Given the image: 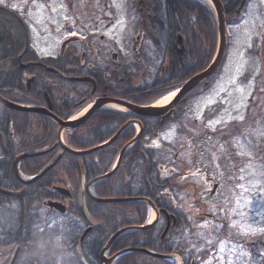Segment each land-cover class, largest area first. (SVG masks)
I'll return each instance as SVG.
<instances>
[{
	"label": "trees",
	"instance_id": "1",
	"mask_svg": "<svg viewBox=\"0 0 264 264\" xmlns=\"http://www.w3.org/2000/svg\"><path fill=\"white\" fill-rule=\"evenodd\" d=\"M131 2L134 17H137L133 28L136 33L143 35L147 53L143 57L139 50L133 54L126 67H118L117 75L109 79L114 85L110 95L146 107L177 92L210 67L217 53L218 27L213 11L198 0ZM2 7L0 39L17 38L12 34V30L16 31L18 27L17 21L7 11V7ZM180 39L185 48L182 62L177 53ZM213 83L214 78L156 118H141L132 113L96 112L75 131H67L63 135L67 149L83 153L78 156L66 152L61 146L59 127L54 122L34 113L14 111L3 106L0 150L5 155L0 164V185L11 193L26 191L23 201L13 197L1 198L0 231L4 233V242H9L3 246L4 257L10 262L16 248L20 247L21 256L16 264H22L29 256L38 260L41 255L51 257V261L59 256L57 262H52L59 264L61 258L65 260V257H61L65 250L61 245H54V240H62L61 233L65 232L69 242H72L70 252L65 254L66 262L73 260L74 264H79L82 262L79 254L82 253L84 264H101L100 253L115 236L148 224L151 208L141 201L153 204L163 218L145 231L119 235L112 243L108 256L113 257L125 251L134 252L123 255L115 264H176L175 261L152 257L141 251L160 256L175 255L183 264H198L210 246L211 238L227 240L230 233L224 217L229 219V215L219 206L216 208L217 216H210L209 212L214 206L200 202L202 191L195 195L196 191L191 189L192 183L189 181L190 172L199 174L212 169V163L220 156L217 150L226 141L223 136L221 139L220 131H213L205 124L199 136L192 137L182 129L195 102L210 92ZM22 88L19 82L3 75L0 64V90L4 91L7 99L28 107L44 105L39 80L28 99H12L15 97L14 92ZM81 109L83 107L58 117L67 121ZM134 122L142 128L140 140L128 149L116 171L109 176L121 153L137 137L136 127L131 125ZM173 129L178 130V137L185 139L182 147L161 143L162 136ZM218 137L220 140H217ZM95 149L98 150L89 153ZM39 152L47 154L21 162L20 178H37L48 166H53L52 169L32 185H21L13 170L14 160L20 155ZM95 181H99L92 187L97 200L85 191ZM54 188L67 189L72 195L73 202L67 213L69 221H62L58 228L33 237L29 233L38 228H34L26 216L43 210V202L56 199ZM34 193L36 199H32ZM190 198L194 200V208L201 214L200 217H205V221L211 222L214 227L200 229V221H194L184 212L183 206ZM108 200L135 201L105 203ZM166 215L174 216L177 224L162 238ZM89 224L93 227L89 239L78 244L81 228L85 230ZM16 235L19 244H14ZM8 261L4 264H8Z\"/></svg>",
	"mask_w": 264,
	"mask_h": 264
},
{
	"label": "rangeland",
	"instance_id": "2",
	"mask_svg": "<svg viewBox=\"0 0 264 264\" xmlns=\"http://www.w3.org/2000/svg\"><path fill=\"white\" fill-rule=\"evenodd\" d=\"M0 1L8 8L28 7V16L36 23L35 39H41L38 27L44 22L109 27L104 34L117 43L124 40L130 48L138 36L133 30L137 17L131 0H52L45 6L30 4L33 0ZM262 30L264 0H253L242 25L230 31L231 44L210 92L195 102L183 123V131L192 137L199 136L205 124L220 131L221 139L226 141L218 148L220 156L212 163V169L199 174L190 172L191 189L195 195L202 191L199 201L214 206L209 215L217 216L219 206L229 215V219H224L230 236L223 241L211 238L198 264H264V62L260 46L253 42ZM130 59L118 58L116 62L126 67ZM101 63L113 67L110 58H102ZM177 131L165 133L161 143L182 147L185 139L178 137ZM193 201L190 198L183 206L184 212L200 221V229L214 227L200 217ZM62 221L67 220L57 218L45 222L40 229L58 228ZM64 233L61 236L67 235ZM52 262H57V258Z\"/></svg>",
	"mask_w": 264,
	"mask_h": 264
},
{
	"label": "flooded vegetation",
	"instance_id": "3",
	"mask_svg": "<svg viewBox=\"0 0 264 264\" xmlns=\"http://www.w3.org/2000/svg\"><path fill=\"white\" fill-rule=\"evenodd\" d=\"M68 1L73 2L74 0ZM51 2L52 0H33L30 4L38 3L45 6L49 5ZM219 2L221 3L225 16L227 53L231 44L230 31L232 29H238L242 25L249 13L253 0H219ZM2 5L3 4L0 1V12L4 10ZM7 11L13 16L12 18L17 21L18 27L16 28V31L12 30V34L17 36V38H8L4 40L0 39V64L3 70V75L8 76L11 80H16L23 87L21 90L22 92H14L15 97L12 99H28L27 97H30L33 86H35L39 80L41 82L40 90L42 91L45 103L42 107L19 105L7 99L3 90H0V97L11 103L16 108L41 110L44 114L36 115L49 120L52 118L49 115H45V112H49L50 115L59 119L58 116L64 117L75 109L80 107L85 108L103 98L120 99L110 95L114 85L110 83L109 79L110 77L117 75V69L120 67L116 61L118 58H133V54H137L139 50L142 51L143 57H145L147 53V48L141 33H138V36L130 48L124 40L117 43L114 40L109 39L104 34L109 27L101 29L96 25L88 26V24L80 22L75 23L72 26L59 22H44L41 27H38L41 39H35L34 26H36V23L28 16V7H25L23 10L8 8ZM33 11H35L34 7ZM1 34L0 30V35ZM65 34L67 35L64 36ZM3 42L5 43L4 45H2ZM253 42L258 45V47L260 46V55L262 57L264 30L255 35V40ZM102 58H110L113 67L102 64ZM179 60L182 62L183 58H179ZM173 66H175V58ZM77 79H88L91 81H75ZM3 106L4 105L2 104L0 105V125L4 123ZM46 154V152L24 154L18 156L14 160L13 170L21 185L27 187L29 186L28 183L30 181L28 178H20L19 167L21 162H24L28 158H41ZM4 155L5 153L0 150V164ZM57 189L59 188L53 189L56 199L43 202V210L39 209L36 213L31 214L30 217L26 216V219L30 220L34 224V228H38V230L35 229L31 231L29 235L33 237L36 235L41 236L50 231L48 229H54L56 227L49 225L51 228L41 230L40 226L44 225L45 222L48 224L51 221H55L57 218L67 220L68 209L70 204L73 202L72 195L69 190V195H64ZM25 196V190L18 193H11L5 191L3 186L0 185V201L3 197H13L23 201ZM36 198L37 196L34 193L32 199ZM50 203L64 206L66 208V213L60 214L56 209L50 208ZM1 213L2 204L0 203V220H2ZM162 218L163 215H160L159 221H161ZM176 224L177 220L175 222L173 218H165V228L175 227ZM89 225L90 226H88L85 230H82L81 228L82 233L78 244H83L85 240L89 239V235L92 233L93 229L92 225ZM61 237L62 240H54V245L57 244V247L58 245H61V248L62 246L64 248H62L63 251L65 250L63 253L64 255H61V257H65V260L63 261L61 258V263L59 264H74L73 260H70V263L66 262L65 255L67 252H70L69 246L72 242H69L67 235L64 237L65 240L63 239V236ZM15 241L16 243L14 244H19L20 240L18 235H16ZM7 244H9V242H4V233L0 231V264H4L5 261H8V258L4 257V253L2 252L3 246ZM36 244L38 243L36 242ZM79 255L82 261L79 264H84L82 253ZM20 256L21 248L18 247L16 248L10 262L8 261V264H11L13 259L17 262ZM46 258H48L47 262H45ZM57 259L59 260L60 257L58 256ZM16 262L14 264H16ZM22 264L53 263L51 261V257L41 255L38 260L33 256H29Z\"/></svg>",
	"mask_w": 264,
	"mask_h": 264
},
{
	"label": "water",
	"instance_id": "4",
	"mask_svg": "<svg viewBox=\"0 0 264 264\" xmlns=\"http://www.w3.org/2000/svg\"><path fill=\"white\" fill-rule=\"evenodd\" d=\"M208 1H212L214 3V7L215 8H213V10L216 13L217 22H218L219 47H218V53H217L216 59H215L214 63L212 64V66L208 70H206L205 72L197 75L196 77L191 79L189 82H187L182 87L181 91L178 94H176L173 102L168 106V108H166L165 110H155V109H153V105L149 106V107H139V106L133 105L132 103H129V102L125 101V100L113 99V98H103V99H100L99 101H97L95 103V106H93L91 108L90 112L82 120L77 121V122H69V121H73V119H71V120H69L67 122L66 121H61V120L57 119L56 117L50 115L49 112H45V115L51 116L53 121L59 126V131H58L59 140L62 142V134L65 131H75L80 125H82L83 123L88 121L96 112L101 111L104 105L109 104V103L124 107V108L127 109V112L132 113V114H134V115H136L138 117H141V118H156V117H160V116L164 115L165 113H167L169 110L173 109L181 100H183V98H185L187 95H189L191 92H193L197 87H199L200 85H202L203 83H205L206 81H208L209 79L214 77L217 74V72H218V70H219V68H220V66H221V64L223 62V58H224L225 51H226V48H227V45H226V26H225V16H224L223 9L221 7V3L219 2V0H208ZM179 46H181V49L178 50V55H179V58L182 59L183 56H184V49L182 48L183 43H182L181 39L179 40ZM262 57H263L262 59H263V62H264V43H263V49H262ZM75 81L87 82V81H91V80H88V79H77ZM0 103L2 105H4V106L10 108V109H13V110H19V111L35 113V114H44V112L41 111V110H30V109L16 108L11 103L5 101L1 97H0ZM132 124H137V123L134 122ZM138 126H139V129H140V132L138 134V137L131 143V145H133L134 143H137L140 140V134H141L142 130H141L140 125H138ZM62 147L64 148V150L66 152L71 153L73 155H77V156L78 155H83V153L81 154V153L73 152V151L67 149L63 145V143H62ZM98 149H100V148H98ZM98 149L92 150L89 153L95 152ZM126 151L127 150H124L121 153V156H120V158L118 160L117 167L120 165L121 160H122V158H123V156H124ZM117 167L115 168V170L117 169ZM50 169L51 168H48L41 176H39L38 178L32 180L28 184H32V183L36 182L37 180H39ZM115 170H113V171H115ZM113 173L114 172H112L109 176H111ZM109 176H107V177H109ZM107 177H105V178H107ZM96 182L97 181L91 183L88 186V188H87V192L92 198H94V197L91 195L89 188ZM216 189H217V186L214 187V192H213L212 195H214ZM58 191L60 193L64 194V195H69V193L66 190L58 189ZM128 201H135V200H108V201H105V203H112V204L114 203V204H116V203H124V202H128ZM149 205L151 206L152 210L155 212L156 217L158 219L159 218V213L155 210L154 205L153 204H149ZM49 206L51 208H54V209L60 211L62 214L65 213L66 208L62 207L61 205L50 204ZM151 227L152 226H147L145 228H137L135 230H137V231H145V230H147V229H149ZM119 235L120 234H118L115 238H113V240L108 244V246L101 252L100 260H101L102 264H113L123 254V253L118 254V255L114 256L113 258H111V259H107L105 257V253L109 251V249H110V247L112 245V242ZM141 253L147 254V255L152 256V257L163 258V259H167V260L177 259V257H175V256H169V257L154 256V255H151L149 253H146L145 251H141ZM14 263H15V259L13 260L12 264H14ZM179 264H183V263L181 261H179Z\"/></svg>",
	"mask_w": 264,
	"mask_h": 264
},
{
	"label": "bare ground",
	"instance_id": "5",
	"mask_svg": "<svg viewBox=\"0 0 264 264\" xmlns=\"http://www.w3.org/2000/svg\"><path fill=\"white\" fill-rule=\"evenodd\" d=\"M202 2H205L207 5H209L211 8H215L214 7V3L212 1H208V0H200ZM175 98V94H171L169 96H166L165 98L159 100L158 102H156L153 105V109L155 110H165L166 108H168V106L173 102ZM92 107H87L85 108L83 111H81L79 114H77L74 118H73V122H77L82 120L91 110ZM102 110L104 111H112V112H117V113H126L127 109L112 103L106 104L103 106ZM92 194V191H91ZM156 220V215L152 214L151 216V221H150V225L154 224Z\"/></svg>",
	"mask_w": 264,
	"mask_h": 264
}]
</instances>
